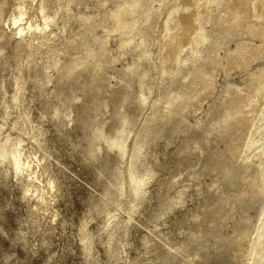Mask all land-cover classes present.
I'll use <instances>...</instances> for the list:
<instances>
[{
  "label": "rangeland",
  "instance_id": "rangeland-1",
  "mask_svg": "<svg viewBox=\"0 0 264 264\" xmlns=\"http://www.w3.org/2000/svg\"><path fill=\"white\" fill-rule=\"evenodd\" d=\"M17 1L0 0V147L9 137L43 159L56 217L37 212L36 197L0 163V264H246L264 194L257 159L240 160L249 123H234L229 107L233 91L254 88L264 57L234 53L260 45L244 19L233 28L214 9L204 59L184 50L169 76L157 60L156 0H140L147 16L124 17L129 33L111 31L109 14L123 0H45L61 36L48 57L55 66L45 72L46 56L36 54L24 80L6 27ZM243 58L248 65L232 66ZM19 85L24 103L6 117ZM117 136L123 155L111 146Z\"/></svg>",
  "mask_w": 264,
  "mask_h": 264
},
{
  "label": "bare ground",
  "instance_id": "bare-ground-1",
  "mask_svg": "<svg viewBox=\"0 0 264 264\" xmlns=\"http://www.w3.org/2000/svg\"><path fill=\"white\" fill-rule=\"evenodd\" d=\"M44 3L45 0H18L10 18L6 22V27L13 34L14 39L17 40L20 54L24 59L25 64L22 69L24 80L28 78V68L36 65L33 61L36 54L40 53L46 56L44 59L42 58L44 60L43 64L46 65L43 68L45 72L55 66L54 63L50 64L48 57L54 59L57 56L61 36L53 32L52 28L55 26L56 21L53 16L46 12L47 8ZM156 3L158 4L156 13L162 17V23H160L161 25L158 28L157 60L162 65L163 74L174 76L178 73L180 64L183 65L180 55L184 50L191 52L193 61L204 59V52L201 50L202 45L204 46L207 42L210 44V40L212 41L210 38H213L212 36L209 37L205 26L216 22L212 13L214 9L221 7L227 16L224 15L231 19V22L229 21L230 19L228 20L231 23L229 25L237 28V24L242 17L245 21V34L252 39L261 40L258 47L252 48L251 45V48H249V45L243 44L238 46L236 51L234 50V53L245 55L247 51L248 54L253 53H251L252 55L250 54L252 59L264 57V0H156ZM138 9L144 11V15L147 16L146 12L148 9H144L141 6L140 0H123L121 3H118L114 11L109 14L112 22L111 31L130 30L134 25L132 26L131 24L129 26V23L125 22L124 17L134 14ZM81 22L86 23L88 20L84 19ZM171 24L174 25L173 28L170 27ZM131 31L134 35V31ZM227 32L229 33V31ZM130 42L128 41V43ZM212 42L214 43V41ZM100 43L102 44L103 42L101 41ZM205 49L206 47L203 48V50ZM250 49H252L251 52L248 51ZM89 57H91L90 54L87 59ZM246 58L249 59L250 57ZM243 63L248 65L244 58L241 62L235 61L231 65L233 64V67L240 68L244 65ZM69 68L66 70V75L69 74ZM196 73L201 74L200 70ZM253 81L255 82L253 91H249L247 95L245 94L246 96H242L239 91H233L235 93L232 100L230 99L232 107L230 106L229 109L231 108L232 110L233 108L236 115H238V119L235 118L237 121L234 120V123H249V125L246 124V126L248 125L246 129L249 128L248 136L240 160L250 161L254 158L257 159L256 183L258 184V191L264 194V70L260 71ZM243 91L242 93L246 92ZM23 96L24 88L19 85L11 97V103L6 104V107H4L6 117L11 116L10 112L14 106L21 107L24 103ZM143 103H146V99L143 100ZM56 113H54V116H56ZM20 116L22 121H24L26 116L23 113ZM230 116L231 114H228L227 117ZM123 122H128V119L125 118ZM34 144L41 146L39 140H35ZM111 144L112 147L120 150V155L124 154L120 137L117 136V138L113 139ZM24 150L20 142L11 143L9 137H6L3 145L0 147V163L7 161V164L13 170V177L24 183L25 191L28 195L30 194V197H36V211H41L43 216L47 214L52 219H55L56 216L51 207L50 200V196L56 192L55 183L49 176L45 177L43 159L37 157L35 153L31 155L24 153ZM138 150L136 149V151ZM139 184L136 183V186H139ZM255 225L252 238L249 241L246 264H264V205Z\"/></svg>",
  "mask_w": 264,
  "mask_h": 264
}]
</instances>
